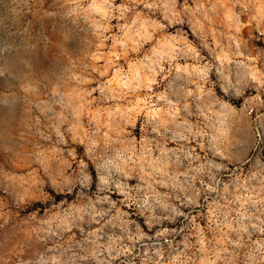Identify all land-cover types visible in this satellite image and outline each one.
Instances as JSON below:
<instances>
[{
	"label": "clouds",
	"instance_id": "9594fccd",
	"mask_svg": "<svg viewBox=\"0 0 264 264\" xmlns=\"http://www.w3.org/2000/svg\"><path fill=\"white\" fill-rule=\"evenodd\" d=\"M0 264H264V0H0Z\"/></svg>",
	"mask_w": 264,
	"mask_h": 264
}]
</instances>
